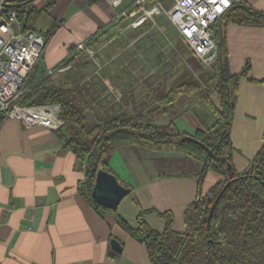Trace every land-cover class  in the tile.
I'll use <instances>...</instances> for the list:
<instances>
[{"label":"crops","instance_id":"crops-1","mask_svg":"<svg viewBox=\"0 0 264 264\" xmlns=\"http://www.w3.org/2000/svg\"><path fill=\"white\" fill-rule=\"evenodd\" d=\"M131 1L122 0L113 8L107 0L91 6L82 0H57L33 24L40 33L53 20L62 21L48 39L31 78L59 66L79 45L104 33L118 22L115 12ZM242 1L264 13V0ZM45 2L34 0L31 7L40 10ZM211 31L225 37L231 74L249 65L247 75L238 79L229 131L231 162L243 173L264 143V26L225 23L220 18ZM207 98L213 108L220 109L215 91ZM103 102L95 103L100 111L105 109L100 106ZM185 104L178 110L167 108L155 123L186 134L205 131L213 123L215 115L201 97ZM106 161L130 188L117 213L131 227L137 226L141 208L150 210L142 219L154 230L161 232L165 226L157 213L169 212L172 229L185 231L183 214L197 194V174L203 165L199 159L172 145L128 143L113 144ZM84 180L77 156L54 128L25 127L19 119L0 112V264H149L143 243L125 232L113 215L90 206L80 189ZM221 180L218 173L208 171L202 194ZM111 237L121 243V252L111 249Z\"/></svg>","mask_w":264,"mask_h":264},{"label":"trees","instance_id":"trees-1","mask_svg":"<svg viewBox=\"0 0 264 264\" xmlns=\"http://www.w3.org/2000/svg\"><path fill=\"white\" fill-rule=\"evenodd\" d=\"M33 1L3 0L0 16L14 9L23 29L35 32L33 24L38 16L47 14L57 0H46L40 10L31 7ZM82 1L86 6H91L99 0ZM220 18L225 23L264 26V13L242 0H234ZM61 25L62 21L53 20L50 27L39 30L45 45ZM96 37L87 41L90 43ZM214 39L217 53L208 69L210 72L207 73L204 90H201L199 83H181L158 99L159 108L174 109L180 95H190L199 90L198 97L215 115L213 123L205 131L186 134L173 131L168 125H158L154 121V113L159 108L142 114L130 112L125 106L122 112H116L113 116H99L96 99L81 84L84 76L68 70L61 83H55L51 78L71 65L74 61L72 57L53 68L50 75L45 73L32 79V71L27 79L29 88L20 100L22 106L59 105L58 118L63 123L55 130L77 156L79 166L84 170L85 180L80 189L87 202L97 212L113 215L115 222L125 232L143 243L149 264H264V143L251 160L248 171L238 173L231 162L233 146L229 131L237 99L238 79L247 75L249 65L246 64L239 73L231 74L225 37L216 33ZM75 47L73 45L69 50ZM211 91L220 97L219 110L213 108L207 98ZM128 143L152 147L172 145L202 162L197 174V194L184 210V232L172 229L173 217L169 212L157 213L165 220L164 229L159 232L142 219L150 210L139 209L137 226L134 228L117 213V209L111 210L93 201L91 189L97 170L103 168L112 172L106 161L111 147L113 144ZM208 171L218 173L222 180L202 194V184ZM224 186L211 211L212 204Z\"/></svg>","mask_w":264,"mask_h":264},{"label":"rangeland","instance_id":"rangeland-1","mask_svg":"<svg viewBox=\"0 0 264 264\" xmlns=\"http://www.w3.org/2000/svg\"><path fill=\"white\" fill-rule=\"evenodd\" d=\"M170 2L163 0L166 8ZM92 40L79 45L68 57L74 58L73 63L51 78L61 83L68 70L84 76L81 84L93 99L99 103L105 99L100 104L105 109L97 108L99 116H113L125 106L130 112L145 114L158 110L159 97L178 84L199 83L201 90L207 86L208 66L191 53L162 12L135 28L119 20ZM198 92L180 95L174 109L196 99ZM166 109L159 108L154 121Z\"/></svg>","mask_w":264,"mask_h":264},{"label":"built area","instance_id":"built-area-1","mask_svg":"<svg viewBox=\"0 0 264 264\" xmlns=\"http://www.w3.org/2000/svg\"><path fill=\"white\" fill-rule=\"evenodd\" d=\"M113 8L122 0H107ZM3 0L0 1V8ZM234 0H171L166 8L163 0H132L125 8L117 10L115 20L126 21L135 28L145 20L164 13L176 28L191 52L208 68L216 58V44L211 31ZM17 12L10 9L0 16V112L19 119L23 126L41 124L58 128L63 121L58 118L59 106H22L20 100L29 88L27 79L39 62L45 44L41 34L24 30ZM52 69L46 71L50 75Z\"/></svg>","mask_w":264,"mask_h":264},{"label":"water","instance_id":"water-1","mask_svg":"<svg viewBox=\"0 0 264 264\" xmlns=\"http://www.w3.org/2000/svg\"><path fill=\"white\" fill-rule=\"evenodd\" d=\"M264 184V181H263ZM227 184H225L226 186ZM225 186L219 192L217 198L211 206V211L217 200L222 194ZM130 193V188L119 182L117 176L103 168H99L96 172L94 183L91 189V197L95 203L105 208L115 210L120 201ZM111 249L115 252H121V243L114 237L109 240Z\"/></svg>","mask_w":264,"mask_h":264}]
</instances>
